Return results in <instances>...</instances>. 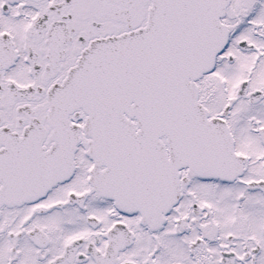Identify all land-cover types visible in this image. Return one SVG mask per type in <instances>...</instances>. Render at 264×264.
<instances>
[{"label":"snow or ice","instance_id":"snow-or-ice-1","mask_svg":"<svg viewBox=\"0 0 264 264\" xmlns=\"http://www.w3.org/2000/svg\"><path fill=\"white\" fill-rule=\"evenodd\" d=\"M0 264H264V0H0Z\"/></svg>","mask_w":264,"mask_h":264}]
</instances>
